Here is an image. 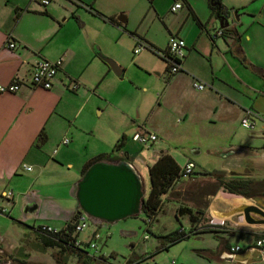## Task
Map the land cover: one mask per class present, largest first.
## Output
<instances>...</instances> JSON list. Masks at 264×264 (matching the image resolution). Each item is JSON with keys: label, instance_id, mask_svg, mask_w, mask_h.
Returning <instances> with one entry per match:
<instances>
[{"label": "crops", "instance_id": "crops-1", "mask_svg": "<svg viewBox=\"0 0 264 264\" xmlns=\"http://www.w3.org/2000/svg\"><path fill=\"white\" fill-rule=\"evenodd\" d=\"M130 1L133 5L134 0ZM146 1L154 7L155 0ZM175 1L178 0H167L170 6ZM121 3L122 0H52L43 7L38 0H0V83H7L16 75L24 79L18 90L0 91V205H6L9 210L8 213H0V255L9 257L13 252L24 258L30 255L28 250L23 249L20 253L18 251L21 248L7 244V237L15 233L14 219L9 218V215L15 211L17 200L22 198L18 222L22 223L27 217L32 219L26 225L29 231H23L24 237L36 240L40 239V232L35 228L38 222L31 212L43 200L53 203L52 207L60 210L68 208L70 201L76 202L74 195L82 168L94 157L106 154L110 158L105 159L108 161L126 159L138 172L136 149L127 147L124 129L128 122L110 125L101 119L106 109H111L107 89L114 79L112 69L99 52L119 64L124 54L112 47L111 41L120 38L125 32L153 46L157 45L155 47L161 50L166 48L168 37L164 33L165 46L163 42L148 38L156 43L153 44L130 30L128 27L133 12L126 10ZM184 3L187 11H182V3L178 9L182 11L179 15L191 16L197 27L183 34L179 29L173 33L171 27L166 26L169 35L176 34L186 43L182 68L174 74L168 73L171 76L167 84L175 86L172 91L184 99L181 109L184 119L191 120L198 111L202 117L214 122L221 119L225 111L238 108L242 112L249 110L236 93L240 89L239 85L252 86L247 83L246 74H250V71L245 66L264 71V0H221L232 20V30L224 28L221 35L215 33L220 26H216L217 18L212 14L208 2L197 0V6L188 0H184ZM119 11L126 13L121 16L123 21L116 16ZM108 16H114L119 23L109 20ZM9 39L15 42L14 47L8 46ZM41 57L63 58L61 69L50 88L29 83L32 65ZM203 60L207 61L208 71L203 69ZM120 67L122 75L125 68ZM156 75L159 76V72ZM71 80L78 81V86L71 89ZM193 80L206 85L198 89L192 85ZM162 85L164 82L157 88L159 91L153 84L142 86L144 91L151 89L157 92L158 105L167 103L164 99L166 85ZM119 108L116 106L117 110ZM122 108L120 110L125 113ZM134 124L133 131L140 125L138 121ZM156 125V128L161 129V125ZM152 131L158 135L161 133L160 130ZM40 136L43 141L39 140ZM64 137L68 138L67 143L62 142ZM158 142V148H147L154 152L151 161L147 162V168L164 152L170 154L180 168L187 160H192L195 164L192 173L199 171L196 169L197 162L189 155L161 148ZM23 163L31 165V169H25ZM43 185L48 187L44 196L40 194ZM63 185H66V189L64 193H59ZM5 189L13 192L10 204L1 197ZM211 194L212 203L208 206V214L215 218L222 214L218 203L225 205L233 200L239 203L244 199L234 193L233 196L238 195L234 196L235 199L226 197L222 188ZM74 211L64 216L65 220L59 226L47 222L44 224L58 229L76 217L78 210L77 213ZM235 245L238 244L231 246ZM222 247L221 244L218 246V255L215 257L228 255L226 251H230V244H225L226 251ZM206 253L210 256L212 251L207 250ZM23 257L21 260H28Z\"/></svg>", "mask_w": 264, "mask_h": 264}, {"label": "rangeland", "instance_id": "rangeland-1", "mask_svg": "<svg viewBox=\"0 0 264 264\" xmlns=\"http://www.w3.org/2000/svg\"><path fill=\"white\" fill-rule=\"evenodd\" d=\"M178 1L183 3L182 11H187L184 0ZM188 1L194 6L198 4L197 0ZM203 1L208 2L207 0ZM130 2L132 1L122 0L121 3V6H124L126 10L133 12V18L128 28L147 40L152 38L163 42L165 46L164 33L167 37L170 36L166 26L169 25L173 33L179 29L183 34H188L197 27L191 16L179 15L182 12L179 10L171 11L167 0H155L154 7L150 6L146 0H134L133 5ZM125 14L123 11H119L116 16ZM215 21L218 23L216 26H219L218 19ZM114 40L111 41L112 47L118 48L124 54V59L119 64L125 69L122 75H117L111 70L114 80L107 89L111 109H106L101 119L110 125L116 122L120 125L128 122L124 129L127 135V147L136 149L135 164L141 177L143 196L145 197L149 192L150 179L147 162L151 161L154 152L132 140L131 135L135 121L149 130H160L162 134H157V142L159 141L161 148H170L177 153L189 155L197 162L196 169L199 171L177 178L168 192L162 195L161 208L157 218L151 220V223L146 222V216L142 211L114 221L98 220L85 215L89 225L79 233V237L84 240L91 230L97 228L96 246L87 249L90 256L94 255L95 257L101 254L106 258L96 257L87 264H236L234 261L224 259L221 255L215 257L218 255V246L221 244L222 249L225 248L224 251L227 250L224 247L227 243L230 246L236 243L244 248L252 247L254 246L253 242L264 235V223H248L243 219L241 206L254 203L250 196L244 195H234L244 198L239 203H236L235 200L227 202L225 205L218 203V209L222 214L219 218L210 216L208 214V206L212 203L210 195H212L217 182L215 178L202 172L222 168L227 174L236 173L252 179V186L255 190H264V148L261 147L264 140V71L261 68L258 71L244 65L250 71V74H246L247 83L252 86L239 85L240 89L236 93L237 98L242 100L246 108L257 112L250 116V120L254 121L252 128L241 124V118L247 114V110L242 112V109L239 108L234 111H225L223 117L214 122L202 117L198 111L191 120L184 119L181 113L184 99L172 91L175 86H167L168 77L171 75L168 74L165 69L166 63L159 55L150 48L140 46V51L134 52V48L138 47L139 37L128 32ZM153 44L156 43L153 42ZM202 63L203 69L208 71L207 61L203 60ZM157 72H159V76L156 75ZM155 80H158V84ZM163 82L162 87L166 85L164 99L168 107L165 103L157 104L156 91L152 92L151 89L144 91L142 87L144 84H153L159 91L157 88ZM116 106L123 107L125 113L120 108L117 110ZM156 124L161 125V129L156 128ZM155 146L157 147V144ZM63 186L59 193H64L66 185ZM47 188L46 185H43V190L40 189L42 196L47 193ZM222 191L226 197L234 198L232 193L223 189ZM74 198L76 199L75 195ZM21 204L22 198L17 200L15 211L9 215V218L14 219L13 231L15 233H11L12 235L7 237V244L10 247L12 244L21 248L18 251L20 253L23 249L28 250L30 255L26 257L28 260L18 255L17 252H13V255H9V257L0 255V264L86 263L84 253L78 259L77 252L61 253L58 247L41 248L40 239H26L23 231H29L26 225L32 219L27 217V220L22 222L23 224L18 222L21 218L19 213ZM181 205H188L195 209L194 211L198 215L200 213L197 211L202 210L200 222L191 224L186 214L176 216V209ZM52 206H54L53 203L43 200L41 205L34 210L35 213L31 212L33 213L31 216L36 217V222H38L36 224L47 222L59 226L65 220L64 216L71 210H75L74 213H77L79 209L77 199L76 202L70 201L69 207L62 210ZM254 216L260 217L258 214H254ZM221 221L223 224L218 227L224 232L221 231L218 235L212 232L190 233L188 237L168 246H164L165 244L160 238L162 235L160 232H169V230L180 227H183L187 232L191 226L197 231L204 229L208 223ZM238 222L240 224H237ZM207 250L212 251L210 256L206 253ZM226 252L230 254L228 251ZM22 257L26 260H21ZM254 264H264V261Z\"/></svg>", "mask_w": 264, "mask_h": 264}, {"label": "water", "instance_id": "water-1", "mask_svg": "<svg viewBox=\"0 0 264 264\" xmlns=\"http://www.w3.org/2000/svg\"><path fill=\"white\" fill-rule=\"evenodd\" d=\"M117 18L124 20L121 16ZM216 18L220 27L232 30V20L228 14ZM99 55L117 75H121L122 68L113 58L101 52ZM75 195L79 205L77 215L83 213L104 221H114L137 214L144 199L141 177L126 159H101L91 163L77 181ZM250 198L254 203L245 204L241 209L244 220L248 223H264V194H254ZM226 259L237 264L263 262L264 250L258 246L246 247L227 255Z\"/></svg>", "mask_w": 264, "mask_h": 264}, {"label": "trees", "instance_id": "trees-1", "mask_svg": "<svg viewBox=\"0 0 264 264\" xmlns=\"http://www.w3.org/2000/svg\"><path fill=\"white\" fill-rule=\"evenodd\" d=\"M208 3L211 12L215 17L217 16L221 17L222 15L226 16L228 14L227 9L221 3V0H208ZM107 18L111 21L118 22L114 16H108ZM197 22L201 24L200 21ZM145 42L147 43L146 48H150L152 51L156 52L160 56V58L164 59L162 52L163 50L158 49L157 47L151 45L147 41ZM241 59L243 60L244 58L241 57ZM39 138L40 141H43L42 136H40ZM118 145L119 144L117 143L116 146ZM261 147L264 148V140ZM101 159L105 160L110 158L106 154L97 155L89 163L83 166L82 174L85 172V170L91 163ZM148 172L150 179V189L148 194L142 200L140 211H142L146 216V222L151 223V220L156 218L161 208L162 195L168 192V190L175 183L177 178L183 176V173L181 171V168L173 159V157L170 154L164 152L160 153L159 156L149 165ZM202 173L216 179L217 184L215 189L212 191V193L215 192L216 189L222 188L223 190L228 191L230 193L244 195L246 197H249L252 194H256V193L264 194V190L257 191L254 189V187L252 186V179L243 177L240 174H236V173L227 174L223 169H218V168L213 170L203 171ZM194 210L195 209L189 207L188 205H181L177 207L175 214L176 216L186 214L188 216L190 223L196 224L200 222L203 211L202 210L197 211L200 213L198 215V213H196V211ZM76 221H77V217L72 218L70 221H68L62 227L56 229L55 231H42L39 226H35V228L40 232L41 248L50 246V247H58L61 253L77 252L78 259L81 258L82 253H84L87 257V258L85 257V262H86L85 264H87L89 261H92L96 257H100L104 259L105 256L101 254L96 255L95 257L94 255L90 256L88 252L89 250L87 248H84L83 247L84 245L81 247L75 244L74 240L76 234L73 235V229ZM221 231L224 232V230H221L219 228H212L210 226H206L202 230L199 229L195 231L194 227L191 226V228L186 232L183 227H180L160 235V238H162V241L165 244L164 246H168L184 237H188L190 233L212 232L213 234L218 235Z\"/></svg>", "mask_w": 264, "mask_h": 264}, {"label": "built area", "instance_id": "built-area-1", "mask_svg": "<svg viewBox=\"0 0 264 264\" xmlns=\"http://www.w3.org/2000/svg\"><path fill=\"white\" fill-rule=\"evenodd\" d=\"M39 3L45 7L47 6L52 0H38ZM182 7V3L179 1H175L171 5L172 11H177ZM216 35H221L224 33V28L219 27L215 31ZM138 47L134 48V52H138L140 50V47L145 48L147 43L140 39L137 41ZM16 44L12 39H9L8 46L14 47ZM140 46V47H139ZM185 47L186 43L185 40L176 35L171 33L168 37L167 46L162 51L164 56V61L166 63L167 72L169 74H174L181 70L182 68V60L185 55ZM63 63V58L58 57L56 59H50L46 57H41L37 59L31 68L30 76H29V83L33 86H40L43 88H50L52 86V82L54 77L56 76L57 72L61 69ZM24 82L23 78H20L19 76H14L9 82L7 83H0V91H7V92H13L20 88L22 83ZM192 85L198 89H202L205 87V83L202 81L193 80ZM76 86H78V81L71 80L70 88L73 89ZM247 114L241 118V124L245 127L252 128L254 126V121L252 122L250 120L251 114L254 115L256 113H253L251 110L246 111ZM131 138L133 141L139 143L140 145L145 146L148 149H154V146L158 140L157 133H155L152 130L147 129L145 126L138 125L134 131L132 132ZM63 143L68 142V138L64 137L62 139ZM22 166L25 169H31V165L23 163ZM195 164L192 160H187L184 165L181 168V171L183 175H189L194 168ZM1 197L7 201L8 204H10L13 200V192L11 189H5ZM9 210L6 207V205L1 204L0 205V213H8ZM214 220V219H213ZM216 222V221H212ZM223 224V221L219 223H208L207 225L212 228H219ZM89 225L87 217L80 213L77 216V221L75 223L74 229H73V235L75 236V244L79 246H83L84 248H90L96 246L95 238L98 236L97 228L91 230L90 234L87 236L86 239L82 240L79 237V233L84 230ZM36 226H39L42 231H55V228H52L50 225L47 224H38ZM148 235L146 234V237ZM85 243V244H82ZM254 246H258L264 250V235L258 237L254 243ZM240 250V246H230L231 252H236Z\"/></svg>", "mask_w": 264, "mask_h": 264}, {"label": "flooded vegetation", "instance_id": "flooded-vegetation-1", "mask_svg": "<svg viewBox=\"0 0 264 264\" xmlns=\"http://www.w3.org/2000/svg\"><path fill=\"white\" fill-rule=\"evenodd\" d=\"M262 195H263V194H262ZM251 200H252V199H251ZM252 201H253V200H252ZM253 202H254V201H253ZM263 208H264V207H263ZM77 216H78V215H77ZM243 249H244V248H243ZM243 249L240 248V250H243ZM240 250H239V251H240ZM229 253H230V251H229ZM232 253H234V252H231L230 254H232ZM228 255H229V254H228ZM226 257H227V255L224 257V259H226ZM226 260H227V259H226ZM231 261H233V260H231ZM234 262H235V261H234ZM235 263H236V262H235ZM258 263H260V262H258ZM236 264H237V263H236ZM253 264H254V263H253Z\"/></svg>", "mask_w": 264, "mask_h": 264}]
</instances>
